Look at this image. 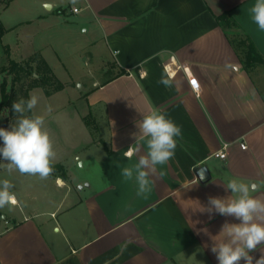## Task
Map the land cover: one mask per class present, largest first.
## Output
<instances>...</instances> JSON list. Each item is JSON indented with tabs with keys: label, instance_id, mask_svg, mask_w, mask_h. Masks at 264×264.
Segmentation results:
<instances>
[{
	"label": "crops",
	"instance_id": "0c3cea01",
	"mask_svg": "<svg viewBox=\"0 0 264 264\" xmlns=\"http://www.w3.org/2000/svg\"><path fill=\"white\" fill-rule=\"evenodd\" d=\"M254 3L0 0V24L17 28L14 60L38 52L65 82L50 95L33 87L28 98L41 89L48 100L88 77L73 93L84 100L78 110L68 109L73 118L48 120L76 127L74 137L50 135L53 165L62 168L43 180L14 170L45 184V207L30 192L15 193L17 204L6 215L13 223L0 231V264H218L211 237L223 238L216 236L222 225L240 221L210 218L201 205L209 196H230L225 184L234 178L257 183L252 195L264 200V31L252 21ZM241 38L262 62L245 68ZM81 60L86 74L78 69ZM153 109L180 126L182 137L174 157L150 175L151 191L138 196L135 180L126 181L121 168L138 161L125 153L144 144L133 135L136 121ZM219 149L225 158L213 156ZM72 155L82 178L71 176ZM250 254L259 259L264 244Z\"/></svg>",
	"mask_w": 264,
	"mask_h": 264
},
{
	"label": "clouds",
	"instance_id": "9594fccd",
	"mask_svg": "<svg viewBox=\"0 0 264 264\" xmlns=\"http://www.w3.org/2000/svg\"><path fill=\"white\" fill-rule=\"evenodd\" d=\"M250 12L252 21L259 30L264 31V0H255ZM160 83L170 86L168 80L162 79ZM40 99L38 95L30 94L29 98H20L12 103V111L18 114V118L10 129L0 127V140L3 142L0 158L6 161L9 172L16 170L43 180L53 172L56 152L45 127V117L33 112ZM47 111H52L50 105ZM141 114L142 119L136 121L139 131L133 135L135 139L137 135L142 136L144 144L125 153L129 159L134 154L138 155V161L132 166L121 168V175L126 181L135 180L138 196L151 191L150 175L158 165L163 166L174 157L177 138L182 137V128L158 109ZM142 148H146L144 154H140ZM225 187L231 190L230 196H209L207 206L201 205L199 211L207 212L210 218L216 213L234 217L240 222H225L222 225L216 236L223 234V238L214 240L211 237V252L215 254L218 264H240L241 261L244 264H264V254L259 259H254L250 254L264 244V200L252 195L258 191L259 185L234 178ZM13 188L14 185L8 180L0 181V209L17 204Z\"/></svg>",
	"mask_w": 264,
	"mask_h": 264
},
{
	"label": "rangeland",
	"instance_id": "374dc122",
	"mask_svg": "<svg viewBox=\"0 0 264 264\" xmlns=\"http://www.w3.org/2000/svg\"><path fill=\"white\" fill-rule=\"evenodd\" d=\"M1 25L3 27V24H1ZM16 32H17V28H15L13 30H6V31L3 30V32H0V68L8 65L10 59L14 60V59L19 58V50H17L14 47V44L10 45L16 39L15 38ZM5 44H9V45L7 46ZM83 55H85V54H83ZM80 56H81V54L76 55L74 58L76 59ZM69 64H72V63H69ZM77 66H78V69H80L82 74H86L88 66H87V63H85V60L78 61ZM57 79L61 83L65 84V82H63L64 79H62L63 81H61L59 78H57ZM86 79H88V77H86V76L81 77L78 80V83H76V85L74 87H72V89L69 88L68 91H66V92L56 93L54 96H52V98H49L48 100L44 99V96H43L44 94H43L41 89H36L31 93V94H36L41 98L40 103L33 110V112L36 115H43L45 117V127L49 131L50 135H52V134L53 135H58V134L61 135L62 134L63 136L64 135L68 136L70 134L71 137L73 135H76V129H75L76 127H73V126L72 127L71 126L70 127H68V126H58V127L55 126V127H53L48 120L57 119V118H67L68 116H66V113H68V109L70 111H73L75 109L78 110V108H80V106H82V104L84 103V100L75 98L73 96V93L75 90L78 91V89H79L78 84L80 82L83 83V81H86ZM4 80H6V82H7L6 89H8L10 87V84H11V77L8 76L6 73L0 72V98H1V83ZM29 80H30L29 77L26 78L27 82ZM70 83L74 84L73 82H70ZM18 97H19V99L22 98V96L20 94L18 95ZM63 104L65 106L62 107L61 109H58V106L59 105L61 106ZM49 105L52 108V111L50 113L47 111V108ZM65 111H67V112H65ZM32 114L33 113H31V115ZM6 115H7V112L5 110H3L0 113V124L1 125L4 123ZM27 115H28V113H27ZM92 116L88 115L85 120L87 122H89L91 119L93 120L94 117H92ZM69 117L73 118L71 113H70ZM17 118H18V115L13 117L12 124H14L16 122ZM69 128L71 131H68ZM93 134H95V131H93ZM70 157H71L70 162L73 163L72 164L73 167L71 168L72 169V173H71L72 178H74V179L80 178V177L82 178L84 175L83 169L79 166V162H77V164H76V160L73 158V155ZM1 159H0V181L8 180L10 183H12L14 185V188L12 189V191L16 194H20V193L26 192V191L28 193L30 192L32 195H34L36 197L35 199H37L38 207L44 208L45 203H44L43 198L46 196V192L43 188H45V184L38 183L36 181H33L30 178L23 180L22 176L20 174L16 173L14 170L9 172L7 167H6V161H3ZM52 166H53V172L51 173V175L52 174L55 175V174H57L56 171L58 170V168L55 165H52ZM51 181H53V180L51 179ZM0 211L2 213V217L4 215V219L2 218L0 221V231H1V229H3V227L5 226V224H8V223L12 224L13 221L10 220L9 216H6L7 214H9L8 207H5L4 209H0ZM3 220H7V221H3Z\"/></svg>",
	"mask_w": 264,
	"mask_h": 264
},
{
	"label": "trees",
	"instance_id": "16d2710c",
	"mask_svg": "<svg viewBox=\"0 0 264 264\" xmlns=\"http://www.w3.org/2000/svg\"><path fill=\"white\" fill-rule=\"evenodd\" d=\"M226 17V14L221 15V18ZM4 28L0 24V32H3ZM237 45L243 46L244 49V66L250 68L253 64L262 62L260 56L255 52L254 47L250 44L246 45V39H237ZM0 72L6 73L11 77V84L6 89V80L1 83V98H0V113L5 110L7 115L4 123L0 127L10 129L12 119L18 115L12 111L11 105L14 101L19 99L20 94L22 98H28V91L33 87H41L44 89L45 94L50 95L53 92L59 91L64 87L47 62L37 52L31 57L23 59L21 61H15L10 59L9 64L0 68ZM30 78L27 82L26 78ZM31 115V113H28ZM0 146H3L2 140H0ZM57 168H62L61 165H56ZM63 179H67L65 173H61ZM2 219V213L0 211V221Z\"/></svg>",
	"mask_w": 264,
	"mask_h": 264
},
{
	"label": "built area",
	"instance_id": "2783aa9c",
	"mask_svg": "<svg viewBox=\"0 0 264 264\" xmlns=\"http://www.w3.org/2000/svg\"><path fill=\"white\" fill-rule=\"evenodd\" d=\"M72 11H77V8L73 7L72 8ZM241 147L242 148H245L246 147V144L244 142H242L241 143ZM213 156L223 159V158L226 157V152L224 151V149H219V150H217V151H215L213 153Z\"/></svg>",
	"mask_w": 264,
	"mask_h": 264
},
{
	"label": "water",
	"instance_id": "95a60500",
	"mask_svg": "<svg viewBox=\"0 0 264 264\" xmlns=\"http://www.w3.org/2000/svg\"><path fill=\"white\" fill-rule=\"evenodd\" d=\"M200 172L202 173L203 177H201V180H205L209 178V171L206 165H203L200 167Z\"/></svg>",
	"mask_w": 264,
	"mask_h": 264
},
{
	"label": "bare ground",
	"instance_id": "6f19581e",
	"mask_svg": "<svg viewBox=\"0 0 264 264\" xmlns=\"http://www.w3.org/2000/svg\"><path fill=\"white\" fill-rule=\"evenodd\" d=\"M58 181H59V183H61V184H62V181H61L60 179H59Z\"/></svg>",
	"mask_w": 264,
	"mask_h": 264
},
{
	"label": "snow or ice",
	"instance_id": "6c2138e0",
	"mask_svg": "<svg viewBox=\"0 0 264 264\" xmlns=\"http://www.w3.org/2000/svg\"><path fill=\"white\" fill-rule=\"evenodd\" d=\"M193 83L195 84V81H193Z\"/></svg>",
	"mask_w": 264,
	"mask_h": 264
}]
</instances>
